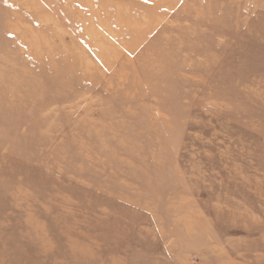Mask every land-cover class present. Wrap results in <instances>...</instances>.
<instances>
[{
    "label": "rangeland",
    "instance_id": "obj_1",
    "mask_svg": "<svg viewBox=\"0 0 264 264\" xmlns=\"http://www.w3.org/2000/svg\"><path fill=\"white\" fill-rule=\"evenodd\" d=\"M0 264H264V0H0Z\"/></svg>",
    "mask_w": 264,
    "mask_h": 264
}]
</instances>
